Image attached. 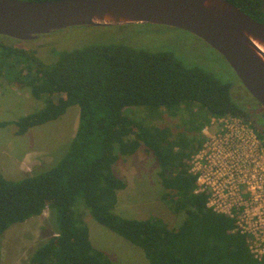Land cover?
Returning <instances> with one entry per match:
<instances>
[{
  "label": "trees",
  "instance_id": "obj_1",
  "mask_svg": "<svg viewBox=\"0 0 264 264\" xmlns=\"http://www.w3.org/2000/svg\"><path fill=\"white\" fill-rule=\"evenodd\" d=\"M227 1L264 24V0ZM4 40L13 39L0 36V76L28 87L45 104L16 122L17 135L57 120L72 106L80 110L77 132L60 160L59 153L45 170L19 181L0 172V238L46 209L54 217L57 236L39 246L28 264H114L93 247L89 227L76 211L81 198L99 224L141 248L150 264H261L250 254L245 236L233 232L234 221L208 210L206 195L194 194L196 178L185 159L203 146L204 138L170 141L167 129L147 128L126 113L129 108L187 111L198 104L212 117L235 116L249 123L233 99L231 84L186 67L170 52L91 44L54 49L57 57L49 60ZM56 95L65 98L58 104ZM142 145L160 164L163 200L185 215L178 229L159 218L134 219L116 212L118 193L127 184L114 167ZM175 145L181 150L176 152ZM188 149L194 151L190 156Z\"/></svg>",
  "mask_w": 264,
  "mask_h": 264
},
{
  "label": "rangeland",
  "instance_id": "obj_2",
  "mask_svg": "<svg viewBox=\"0 0 264 264\" xmlns=\"http://www.w3.org/2000/svg\"><path fill=\"white\" fill-rule=\"evenodd\" d=\"M13 41L3 42L32 54L36 52V56L49 60L57 57L52 54L54 49L73 50L91 44H121L136 50L170 52L186 67H198L221 82L231 84L233 99L239 104L251 101L226 59L205 41L181 29L151 24L72 27L41 35L30 42ZM60 97L65 98V95H56L55 103L59 104ZM44 105V100L34 98L28 87L0 76V123H9L0 127V172L10 181H19L45 170L59 153L57 161L60 160L77 132L80 110L78 106H72L57 120L33 127L25 135H17L16 122ZM189 108L175 112L164 108L155 111L129 108L126 113L147 128L167 129L170 141L203 139L202 130L210 126L212 116L198 104ZM211 129L217 131V128ZM175 147L176 152L181 150L179 145ZM192 150H186V154L190 156ZM114 171L127 184L118 193L116 212L119 215L134 219L159 218L173 229L182 225L185 215L173 212L162 198L165 190L161 183V167L146 146L142 145L133 156L120 158ZM78 203L76 211L89 227L95 249L104 252L114 264H150L141 248L99 224L84 206L82 198ZM55 236L54 217L52 211L46 209L41 216L14 226L0 238V264H28L36 249Z\"/></svg>",
  "mask_w": 264,
  "mask_h": 264
},
{
  "label": "water",
  "instance_id": "obj_3",
  "mask_svg": "<svg viewBox=\"0 0 264 264\" xmlns=\"http://www.w3.org/2000/svg\"><path fill=\"white\" fill-rule=\"evenodd\" d=\"M160 25L220 53L264 109V24L227 0H0V36L31 41L72 27Z\"/></svg>",
  "mask_w": 264,
  "mask_h": 264
},
{
  "label": "built area",
  "instance_id": "obj_4",
  "mask_svg": "<svg viewBox=\"0 0 264 264\" xmlns=\"http://www.w3.org/2000/svg\"><path fill=\"white\" fill-rule=\"evenodd\" d=\"M202 135L203 146L187 162L194 194L206 195L208 210L233 220V232L245 236L250 254L264 264V141L235 116L212 117Z\"/></svg>",
  "mask_w": 264,
  "mask_h": 264
},
{
  "label": "flooded vegetation",
  "instance_id": "obj_5",
  "mask_svg": "<svg viewBox=\"0 0 264 264\" xmlns=\"http://www.w3.org/2000/svg\"><path fill=\"white\" fill-rule=\"evenodd\" d=\"M244 89H245V87H244ZM250 97H251V101L247 102V103L244 102L243 104H241V107L248 114L249 123L256 129V131L259 133L262 140L264 141V123H263L264 109L258 103L257 100H255L251 95H250Z\"/></svg>",
  "mask_w": 264,
  "mask_h": 264
},
{
  "label": "bare ground",
  "instance_id": "obj_6",
  "mask_svg": "<svg viewBox=\"0 0 264 264\" xmlns=\"http://www.w3.org/2000/svg\"><path fill=\"white\" fill-rule=\"evenodd\" d=\"M32 41V40H31Z\"/></svg>",
  "mask_w": 264,
  "mask_h": 264
}]
</instances>
